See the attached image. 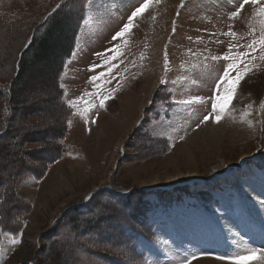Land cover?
I'll list each match as a JSON object with an SVG mask.
<instances>
[{"label": "rangeland", "instance_id": "rangeland-1", "mask_svg": "<svg viewBox=\"0 0 264 264\" xmlns=\"http://www.w3.org/2000/svg\"><path fill=\"white\" fill-rule=\"evenodd\" d=\"M66 1L0 0V12H32L40 6L56 9ZM121 1L86 0L85 18L60 78L66 103L75 102L73 110L82 121L76 128L68 123L62 141L76 153L51 162L41 175L40 164L35 174L18 182L17 193L32 208L19 235L0 233V264H46L47 256L54 264H184L192 253L197 258L191 264H230L217 256L264 249V219L257 208V200L264 198V60L259 51L231 110L219 124L214 114L202 122L211 112L209 98L226 67L223 59L213 57H223L229 45L233 53L247 51L244 45L250 43L249 33L258 28V19L244 9L239 17L230 18L231 13L216 9V0H176L172 6L167 0H153L129 32L113 41L114 33L140 3L121 5ZM71 26L72 20L65 30H54L49 40L59 37L65 44ZM229 31L237 35H225ZM16 38L8 43L0 33L3 69L10 68L21 48L22 39ZM61 50L56 46L55 54ZM53 60L30 67L17 83L22 91L19 115L37 114L38 121L29 119L27 127L19 120L16 131L45 142L29 145L32 155L45 162L50 161L55 146L52 136L64 120L52 86ZM101 95L110 97L103 108L98 107ZM194 97H203L204 102L175 103ZM85 110L89 120H85ZM155 140L161 144L151 142ZM21 149L15 143L3 156L4 162L12 161L10 168L15 172L21 169ZM133 189L146 191L145 217L152 237L124 231L134 237L132 244L142 260L127 244L106 243L104 260L80 249V245L91 246L90 237L84 230H73L70 218L60 215L82 210L100 190L122 197ZM218 201L232 205L228 219L239 232L234 239L215 219ZM54 228L56 235L46 237ZM14 238L19 241L15 245ZM149 247L159 256L150 257Z\"/></svg>", "mask_w": 264, "mask_h": 264}, {"label": "trees", "instance_id": "trees-1", "mask_svg": "<svg viewBox=\"0 0 264 264\" xmlns=\"http://www.w3.org/2000/svg\"><path fill=\"white\" fill-rule=\"evenodd\" d=\"M85 6L86 0H67L56 9L51 7L43 9L41 8L43 6H40L32 12L23 9H17L14 12H0V33L7 36L8 43L15 41L16 37L22 39L20 42L21 48L16 51L15 59L11 65L12 68L10 66L7 70L6 67L4 69L0 67V132L4 133L0 136V185H2L0 186V196H3V200H0L1 234L19 235L23 229L24 218L32 208V204L17 193L18 182L27 175L35 174L34 168L40 164L41 171H39V175L45 173L51 162L59 160L66 153L71 151L74 154L76 153L75 148L70 149L62 141L66 136L69 121L72 128L80 126L82 121L80 115L66 103L60 78L64 72L66 61L71 57L73 46L84 21ZM70 20H72V26L65 44L62 43L63 40L59 37H57V40H49L54 30H65L66 23ZM56 46L62 49L60 54H55ZM52 58L55 61L54 68L50 73L52 86L64 120L59 132L52 136V142H55V146H53V150L51 149L50 161L45 162L44 159L33 156V149L29 147L30 144L45 142L41 138L22 137L16 131L19 120H22L27 127H29V119L32 118L38 121L37 114L19 115L18 106L21 104L22 91H18L17 83L21 81L22 76L30 67L37 66L40 62L49 61ZM8 79L11 82L8 87L4 88L2 86L3 82ZM151 142L155 145L161 144V141L157 140ZM15 143L22 145L21 154L23 155L21 169L16 170L17 172L10 168L12 161L4 162L3 159L4 154H9L12 145H15ZM31 157L35 162L32 167L33 170H31V163L29 162V160H32ZM116 192L124 193L123 190H116ZM145 196L146 193L141 191H133L127 197H118L109 192H99L93 196L86 210L76 209L73 210V213L67 214L65 218H70V223L74 225L73 230H84V235L89 236L91 239V246L80 245V249L101 256V259L104 260L106 249L104 245L106 243L113 242L111 245L127 244L129 251L136 253L135 257L137 256L142 260V257L136 252L134 244H132L134 237H127L124 229H130L152 237V227L149 225L147 217H145L147 211L146 202L143 201ZM18 205L23 208H18ZM76 222L77 224H75ZM54 230L45 236L50 238L56 235ZM1 244L2 240L0 238V252ZM101 249L104 252L100 251ZM45 260L46 264H54V260L50 256H47Z\"/></svg>", "mask_w": 264, "mask_h": 264}, {"label": "snow or ice", "instance_id": "snow-or-ice-1", "mask_svg": "<svg viewBox=\"0 0 264 264\" xmlns=\"http://www.w3.org/2000/svg\"><path fill=\"white\" fill-rule=\"evenodd\" d=\"M153 0H140L139 6L130 11L126 22L121 26V30L114 33L113 41L123 38L126 33L129 32L133 26L134 21L143 13L152 3ZM159 3V0H155ZM219 2V0H217ZM245 5H251L252 11L250 13L253 19H258V28L253 27L249 33L251 36L250 43L244 45L247 49L245 52H232L233 45H229L228 53L223 57L215 56L214 60L223 59L226 62V67L222 74L217 78V82L213 89V96L209 98L211 101V112L203 117L202 122L206 123L212 118V114L215 116V122L219 124L224 114L231 110V102L235 98L241 82L245 77L253 70V61L257 58V51L260 53V59L264 60V0H237V7L231 11L230 18H237L240 16L241 10ZM183 6V5H182ZM179 16V13H177ZM175 32V29H173ZM225 35L235 37V32L229 31ZM109 51H118V49H110ZM101 53H97L100 55ZM167 57H165V67L167 68ZM95 68V65L92 66ZM112 65H109L111 69ZM93 80H98V77L93 76ZM107 79V77H105ZM166 83V81H165ZM110 97L101 95L99 100V108L105 106V102ZM196 102H204L203 97H194L192 99H185L175 101L178 104L189 105ZM70 108H75V102H69ZM85 120H89L87 110L84 113ZM71 122L69 121V124ZM262 184H264V178H262ZM2 186V185H0ZM0 200H3V196H0ZM232 205L229 202H217V207L213 209L215 213V219L221 222L220 226L222 230L233 237V239L239 234L238 226L231 223L228 219V213ZM257 208L261 214V218L264 219V198L257 200ZM234 229H237L234 231ZM22 235V234H21ZM15 238L12 243L15 245L18 243ZM197 254L192 253L190 259H186L184 264H191V260L196 259ZM217 259L229 260L230 264H249L250 261H256L257 264H264V249H251L247 255L228 256L227 254L218 255Z\"/></svg>", "mask_w": 264, "mask_h": 264}, {"label": "bare ground", "instance_id": "bare-ground-1", "mask_svg": "<svg viewBox=\"0 0 264 264\" xmlns=\"http://www.w3.org/2000/svg\"><path fill=\"white\" fill-rule=\"evenodd\" d=\"M128 1H134V0H122L121 2H119L121 5L127 3ZM173 1H176V0H167L166 4H168L169 6H172L173 5ZM116 2V1H115ZM216 3H218L215 7H217L216 9L219 10L220 12H227V13H231L232 10H234L236 7H237V0H219V2H217L216 0ZM233 3L235 4L236 7L231 6L230 4ZM118 4V3H117ZM150 6V5H149ZM251 6V5H250ZM215 9V8H214ZM215 9V10H216ZM252 11V8L249 7V5H245L244 7V12L246 13H249ZM149 254H150V257L154 256V257H158V253L156 251H154L151 247H149Z\"/></svg>", "mask_w": 264, "mask_h": 264}, {"label": "water", "instance_id": "water-1", "mask_svg": "<svg viewBox=\"0 0 264 264\" xmlns=\"http://www.w3.org/2000/svg\"><path fill=\"white\" fill-rule=\"evenodd\" d=\"M92 196H90V198H91ZM90 200V199H89Z\"/></svg>", "mask_w": 264, "mask_h": 264}]
</instances>
